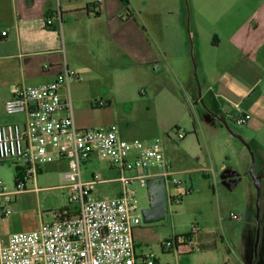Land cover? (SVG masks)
<instances>
[{
  "label": "crops",
  "instance_id": "1",
  "mask_svg": "<svg viewBox=\"0 0 264 264\" xmlns=\"http://www.w3.org/2000/svg\"><path fill=\"white\" fill-rule=\"evenodd\" d=\"M89 2L0 0V124L24 120L22 115L7 114L16 117L15 121L5 116L4 104L18 85L38 86L52 82L64 65L77 73V79L73 80L77 82L82 78H120L133 72L135 78L141 80L149 76V81L143 82L149 90H176L177 84H183L186 93L193 96L198 93L197 86L200 85L199 90H204L202 95L206 109L217 117L210 116L205 109L204 119L208 124L212 125L214 120L220 124L218 118L226 123V119L232 118L229 111L235 106L240 112L250 115L242 134L259 161L257 178L262 193L259 211L261 227L254 264H264V0H226L221 5L219 30L211 27L208 12L195 9L190 17L191 46L183 37L179 40L165 39V15L173 12L185 16L184 9H166V0H128L127 7L121 0H101L95 4V13L91 12V7L86 8ZM143 8L150 9L144 14L149 16L142 19L143 24H139L133 13L135 9L141 11ZM46 19H51L50 26L46 25ZM2 32H5V36H2ZM219 47L230 59L225 61L218 75H211L207 53L209 48ZM195 65L199 70V83L192 81ZM74 121L77 128L86 129L83 119L75 120L74 117ZM183 145L184 141L179 148ZM91 160L85 162L84 167ZM178 160L184 169L171 167L175 175L197 172L210 177L203 171L209 167L204 162L200 165L199 157H196V162L189 161L183 152ZM110 169L115 171V177L102 180L107 184H117L112 196L115 197L120 192V183L116 181L117 171L112 167ZM153 169L149 171L155 172ZM221 169L233 171L221 165L216 172L219 173ZM92 174L84 172L83 178L89 179ZM238 182L231 184V188L221 184L231 191ZM16 197L13 196L12 205ZM245 210L244 217L239 219V225L244 223L241 247L236 248L231 236L225 234V225L220 218L216 231L214 229V233L203 243H197L205 261L252 264L258 223L250 195L245 200ZM228 220L235 221L231 218ZM2 225L0 220V234L6 239L9 235H3ZM155 227L142 228L137 224L133 229L135 253L140 260L149 256L144 251L147 243L137 242L134 233L137 236H142L147 230L157 233ZM176 236L178 233L174 230L173 237ZM192 237L193 234L191 241ZM161 240V251L168 252L162 250V244L172 239ZM186 246L180 245L178 248ZM174 252L180 253L177 250ZM154 259L160 263L159 259ZM174 262L180 264L176 255Z\"/></svg>",
  "mask_w": 264,
  "mask_h": 264
},
{
  "label": "rangeland",
  "instance_id": "2",
  "mask_svg": "<svg viewBox=\"0 0 264 264\" xmlns=\"http://www.w3.org/2000/svg\"><path fill=\"white\" fill-rule=\"evenodd\" d=\"M225 1L172 0L169 3L166 0V9L171 11L178 8L184 9L185 16L172 14L173 12L165 15V39L179 40L180 37H183L188 40L191 46L190 17L195 9L203 13L208 12L207 16L211 27L213 30H219L221 5ZM149 10L147 8H143L141 11L135 9L133 17L139 24H143L142 19L149 16L144 14ZM140 29L144 31L142 27ZM207 59L211 65V75H218L230 56H225L222 47L209 48ZM148 79L149 76L144 80L149 81ZM144 80L139 77L135 78L133 72L120 78H82L80 82L72 80L70 95L75 120L83 119L87 129H112L124 140L131 139L129 142L159 141L173 169H184L178 156H182L185 152L189 161L196 162V157H199L200 165L204 162L205 166L212 167L215 171H218L219 166L225 165L239 175V182L231 191L225 189L219 181H215L212 175L207 177L205 174L197 172L181 176L174 175V178L181 180L182 183L177 187L168 186L167 194L172 197L178 196L180 203L170 207L163 221L151 224H145L141 216V210L148 204L146 187H141L138 183H133L130 186L135 192L137 200L136 214L139 226L142 228L156 226L157 233L148 230L142 236H137L134 233L137 242L147 243L144 250L147 255L159 259L160 264H175V255L180 264H217L212 260H204L205 257L200 255L201 248L197 243H203L211 236L214 229L216 231L217 222L222 218L225 234L231 236L232 243L239 249L243 242L242 226L244 223L239 225L241 222L239 220L229 221V216L233 213L244 217L245 200L247 197L249 198V195L252 208L256 212L257 189L250 173L253 162L252 155L255 160L253 174L256 177L259 161L252 146L243 137L242 131L246 124L237 125L232 121V118L226 119L227 127L224 124H219L216 120L212 125L208 124L204 119L206 105L202 95L204 90H199L200 85L197 86L198 93L192 96L186 93L183 84H177L176 90H149V87L143 84ZM192 81L199 83V70L196 65ZM199 92L200 98H196ZM219 102L224 103L223 100ZM99 103L104 105H99ZM237 111L240 112V109L235 106L229 111V114L233 115ZM5 116L12 121L16 120L14 116L10 117L7 114ZM161 120L163 121L161 122ZM177 130L185 133L182 140L175 139L174 135ZM237 137L246 142L249 148ZM183 141V147L179 148ZM85 165L86 167L82 165L83 173H101L100 179L115 177V171H111L106 160L93 158ZM67 167L65 161H53L42 169V172L37 176L35 185L32 186L30 182L26 183L29 190L17 195L16 201L12 205V214L1 220L3 235L35 230L39 227L41 219L47 223L53 220L54 212L74 209V205L68 201V190L60 186V178ZM186 167L190 168V166ZM153 170L156 171V169ZM15 174L13 163H0V182L6 191L14 190ZM116 187V183L96 185L94 196L110 198ZM261 195L260 187V202ZM259 204L261 206V203ZM174 230L178 236L193 234L192 241L186 247L177 249L178 253L180 252L179 255L174 250L163 252L159 246L161 239L174 238ZM198 233L200 235L196 237Z\"/></svg>",
  "mask_w": 264,
  "mask_h": 264
},
{
  "label": "built area",
  "instance_id": "3",
  "mask_svg": "<svg viewBox=\"0 0 264 264\" xmlns=\"http://www.w3.org/2000/svg\"><path fill=\"white\" fill-rule=\"evenodd\" d=\"M100 2L90 0L91 12L97 11L95 4ZM45 23L50 26L52 21ZM63 67L52 82L18 85L4 104L6 114L22 115L24 120L0 124V163L18 167L14 190L6 191L0 182V220L12 214L13 196L27 192L26 183L35 185L42 169L53 161L67 163L60 186L68 190L74 209L54 212L52 221L41 219L35 230L13 233L6 239L0 234V264H160L151 256L143 260L136 256L132 232L138 224L137 200L130 186L146 187L149 178L163 177L169 212L180 198L168 196L167 187L182 182L174 178L159 141L129 142L109 128H77L70 95V82L77 79V73ZM249 120L247 113L232 115L237 125ZM174 136L182 140L185 133L177 130ZM93 158L106 160L117 171V196H94L95 186L106 181L99 173L83 178L82 165ZM151 168L156 171L150 172ZM223 170L217 173L210 167L203 171L218 181ZM230 218L240 219L233 213ZM178 241L164 242L162 250L176 251Z\"/></svg>",
  "mask_w": 264,
  "mask_h": 264
},
{
  "label": "water",
  "instance_id": "4",
  "mask_svg": "<svg viewBox=\"0 0 264 264\" xmlns=\"http://www.w3.org/2000/svg\"><path fill=\"white\" fill-rule=\"evenodd\" d=\"M207 113L210 116L216 117L215 114L212 112H209L206 109ZM217 118V117H216ZM224 126L227 127L226 123L222 118H218ZM239 140L243 142V144L249 148L248 144L244 142L240 137H237ZM250 150V149H249ZM252 154V153H251ZM252 166L250 168V173L252 175V178L254 180V185L257 189V198H256V219H257V231H256V238H255V245H254V258L252 264L255 263L256 258H257V244H258V239H259V232H260V227H261V221L259 217V211H260V183L259 180L256 176L253 174V168H254V156L252 155ZM219 181L224 186H227L231 188L232 185L236 184L238 182V176L235 172L230 171V170H223L219 174ZM232 184V185H231ZM146 190L148 194V204L146 207H144L141 210V216L143 218V222L145 224H151V223H156L163 221L166 217V214L168 212V203H167V196H166V188H165V182L163 177H154V178H149L147 180L146 184Z\"/></svg>",
  "mask_w": 264,
  "mask_h": 264
},
{
  "label": "trees",
  "instance_id": "5",
  "mask_svg": "<svg viewBox=\"0 0 264 264\" xmlns=\"http://www.w3.org/2000/svg\"><path fill=\"white\" fill-rule=\"evenodd\" d=\"M121 1L127 7L128 0H121ZM86 8L87 9L89 8V3L86 5ZM15 170L17 171V168L16 167H15ZM63 210H68V209H63ZM191 236H192V233H188L186 235H181V236L174 237V240L175 241H178L179 239L181 240L180 243L177 245V247L180 246V245H182V246L187 245L191 241Z\"/></svg>",
  "mask_w": 264,
  "mask_h": 264
},
{
  "label": "flooded vegetation",
  "instance_id": "6",
  "mask_svg": "<svg viewBox=\"0 0 264 264\" xmlns=\"http://www.w3.org/2000/svg\"><path fill=\"white\" fill-rule=\"evenodd\" d=\"M219 177V176H218Z\"/></svg>",
  "mask_w": 264,
  "mask_h": 264
}]
</instances>
